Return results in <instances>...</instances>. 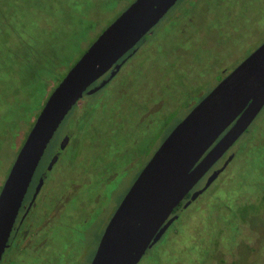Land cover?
<instances>
[{
	"label": "rangeland",
	"instance_id": "1",
	"mask_svg": "<svg viewBox=\"0 0 264 264\" xmlns=\"http://www.w3.org/2000/svg\"><path fill=\"white\" fill-rule=\"evenodd\" d=\"M135 1L0 0V192L50 95ZM184 1L112 84L83 98L57 132L73 130L77 137L41 205L48 208L81 181L86 184L70 205L76 216L50 225L43 251L6 253L1 264H90L127 192L166 138L222 76L264 44V0ZM232 151L229 166H216L223 169L217 179L177 214L139 264H264V108ZM80 218L90 219L84 242L75 236Z\"/></svg>",
	"mask_w": 264,
	"mask_h": 264
},
{
	"label": "water",
	"instance_id": "2",
	"mask_svg": "<svg viewBox=\"0 0 264 264\" xmlns=\"http://www.w3.org/2000/svg\"><path fill=\"white\" fill-rule=\"evenodd\" d=\"M179 1L136 0L50 95L0 192V264L35 172L63 122L83 98L95 95L114 79L130 59L129 53L135 52ZM263 108L264 44L166 138L109 222L91 264H139L178 220L175 210ZM222 171H216L183 209L203 195Z\"/></svg>",
	"mask_w": 264,
	"mask_h": 264
},
{
	"label": "flooded vegetation",
	"instance_id": "3",
	"mask_svg": "<svg viewBox=\"0 0 264 264\" xmlns=\"http://www.w3.org/2000/svg\"><path fill=\"white\" fill-rule=\"evenodd\" d=\"M188 1H190L191 2L190 4H192L193 2H197L198 0H185L184 5H187ZM184 21L186 22V19H184ZM188 22L192 23V20L190 19V20H188ZM133 55H134V53L131 55L130 59L127 60L125 65H123V67L120 69L119 73L114 77V79L104 89H102L98 93L105 91L112 84V82L119 76V74L121 73L123 68L127 64H129ZM227 76H225V77L222 76L221 82ZM98 93H96V94H98ZM124 94H126V91L124 92ZM205 98H203V99H205ZM91 106L94 107L95 105H91ZM92 107L90 109H92ZM71 120L74 121V123H75V121H76L75 116L72 115ZM62 131H63V134L62 133L61 134H59V133L55 134L54 138L52 139L51 143L49 144V146H48V148H47V150H46V152H45V154H44V156H43V158H42V160H41V162H40V164H39V166L35 172L33 180L30 184V187L28 189V192L26 194V197L24 199L22 207L19 211L18 217L16 219V222H15V225H14V228H13L10 240H9V247L6 250L4 256L6 255V253H8V255L9 254L21 255L22 253L27 251L26 249L35 250L34 252L43 251V249L46 247L45 245L47 244V238H46L45 233L50 228V225L55 226V224L58 223L60 221V219H62V217H64V216H70L72 214H73V217L76 216L74 214L73 210H71L72 207H70V205L72 203H75L74 201L78 197L77 195L81 192L80 190H82V185L86 184V183H83L81 181H77L76 183H73L71 185L72 188L69 191L68 190L64 191V193H62L58 198H54V200L51 201L52 203L48 206V208H45V206L41 205L42 202H44L45 200L48 201V196L50 194L49 188H50L51 184L53 183V181H51V180H54L55 176H57L61 162L63 161L66 153L69 152V150H71L72 145L75 143L74 142L75 138L77 137L76 132L73 130L70 131L68 129H63ZM237 142L212 167V169L206 174V176L200 181V183L193 189V191L189 194V196L186 198V200L182 203L183 205H185L190 200L191 196L194 193L203 189V188H199V185L201 184V182L205 178L208 179L212 174H214L217 171V170H215V168L218 164L222 163L223 164L222 168H224V167L227 168L229 166V164L231 163V160L234 158V155H235V152L232 151V149L235 147ZM112 177H113V175L108 176L107 180L111 181ZM57 179H59V178H57ZM207 182H208V180H207ZM207 182L205 183V185L207 184ZM91 203H92V205H91V208H92L93 201ZM94 204H95V200H94ZM174 215H176V214H174ZM89 220L90 219H88V218L78 219L77 223H81V224L76 227V235L75 236L77 237V239L80 242H84L86 240V232L88 230L87 223H89ZM98 246L99 245L97 244L94 248L95 254L97 252ZM40 248H41V250H39ZM94 257H95V255L92 257L90 264L92 263ZM4 264H5V262H4Z\"/></svg>",
	"mask_w": 264,
	"mask_h": 264
},
{
	"label": "trees",
	"instance_id": "4",
	"mask_svg": "<svg viewBox=\"0 0 264 264\" xmlns=\"http://www.w3.org/2000/svg\"><path fill=\"white\" fill-rule=\"evenodd\" d=\"M145 40H146V38H145V39H144V40H143V41L137 46V48L135 49V51L138 50V49L144 44ZM133 52H134V51H133ZM133 52H131V53H129V54L132 55ZM134 53H135V52H134ZM98 84H99V83H97L96 85H98ZM96 85H95V86H96ZM93 87H94V86H93ZM183 206H184V205L182 204L178 209H176L175 212H174V214H178L180 211H182V210H183Z\"/></svg>",
	"mask_w": 264,
	"mask_h": 264
}]
</instances>
